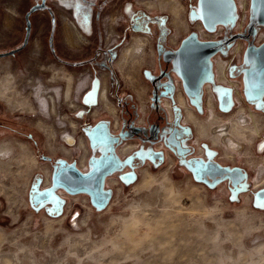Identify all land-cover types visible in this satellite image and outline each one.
<instances>
[{"label":"rangeland","instance_id":"obj_1","mask_svg":"<svg viewBox=\"0 0 264 264\" xmlns=\"http://www.w3.org/2000/svg\"><path fill=\"white\" fill-rule=\"evenodd\" d=\"M178 1L181 5L179 19L184 24L180 28V39L187 40L190 35L198 38L195 26L201 34V28L205 29L199 18H193L199 15V0ZM39 2L0 0V52L21 44L25 34L24 15ZM235 2V20L227 24L219 23L209 31L210 42L227 41L229 44L210 57L211 74L208 72L209 79L204 86L211 85L216 99L219 87H227L217 82L216 70L221 64L229 80L234 82L236 88L239 86L242 104L235 107L233 104L229 111L218 109L219 113L215 108L212 113L207 110L205 115L202 108L204 89L197 99H189L201 101L198 112L203 115V122L209 123L208 135L200 141L209 142V136H212L210 130L216 125L217 117L227 116L224 121H228L239 106L243 105L246 109L244 115L248 116L250 110L264 119V95L249 99L243 85L244 73L253 64L245 61L247 51H253L264 42V26L257 24L255 34L250 38L229 40L236 34H248L252 13L251 0H247L246 11L238 7L237 0ZM48 3L55 17V54L51 55L48 46L50 13L46 9H39L30 16L31 33L27 46L14 55L0 56V84L8 76L11 81L6 91L0 93V264H264V203L255 200V193L264 188V171L261 175L258 172L260 167L264 169V148H259V144L264 142V124L261 135H253L252 143L247 142L245 153L235 154L231 160L219 159L217 152L213 155L215 161L241 166L246 170L245 188L237 194L228 180L208 186L193 179L175 153L163 149L158 143H143L133 136L117 144L115 154L126 143L133 145V149H126L130 151L129 154L120 156V167L109 174V180L105 182L109 197L103 207L93 205L86 192L70 193L58 186L49 192L52 198L59 197L56 201H36L34 196L39 191L53 187V166L58 160L70 164L77 162L78 166L81 165L80 161L86 162L88 168L94 158H101L105 153L106 148L101 140L117 132L112 127L114 119L101 108L99 101H89L88 96L100 86V73L101 79L107 81L105 89L116 108L120 129L131 119L134 126L147 124L153 97L150 81L160 70L157 49L167 29H171L169 37L175 33L168 26L172 15L165 14L161 9H169L168 3L162 0H48ZM8 4L15 7V12L10 26L5 27ZM118 12L120 19L115 27L118 25V33L123 41L116 53L111 51L106 55L110 58L103 63L98 71V79L93 80L91 87L88 70L80 71V66L84 64H74L84 59L96 60L102 50L100 29L103 33L104 20ZM67 16L88 37V44L74 47L65 43L62 20ZM159 26L161 29H158ZM115 33L116 38V30ZM135 37L146 39V42L132 46ZM169 37L167 42L172 46ZM36 40L40 48L35 46ZM128 47L135 58L129 59L120 69L123 52ZM32 59L37 62L35 76L45 80V83L47 80L48 85L50 71L55 70L61 91L65 88L66 79L73 83L81 75L80 80L75 81L77 84L73 85L78 90L70 94V99L65 101L59 95L56 100L58 116L67 123L63 127L55 126L54 129V120L49 118L48 110H41L34 101L32 109L19 106V99L25 97L22 82L29 74L28 67L34 66ZM38 65L41 67L39 70L36 68ZM174 74L173 82L177 89L181 88L180 78ZM165 80L162 79L163 82ZM228 88L232 90L236 102L235 89ZM177 89L170 98L167 95L159 96V103L169 119L164 107L166 100L172 102L175 112L179 115L181 112L174 102ZM70 101L73 102L71 105ZM123 101L127 102L125 109ZM142 108L145 109L144 113L141 112ZM158 114L153 115L156 117ZM183 120L182 115L180 126L190 131L189 139L193 145L195 133ZM100 121L109 124L112 135L108 127L102 124L105 129L97 127V139L93 142L91 138L94 133L91 135L90 132ZM71 123L73 126L68 125ZM40 125L52 126L53 136L50 137ZM161 125V134L164 135L170 124L163 122ZM73 129H76V139H83L87 149L81 150L78 145L69 147L62 141V135L66 132L69 134ZM201 144L203 152L200 157L205 159L209 156L205 153V150L209 152V147L207 143ZM194 145L195 150L190 155L198 157V147ZM152 146L164 151L162 163L149 160L135 167L129 163L134 153L148 155L153 152ZM136 149L138 153H133ZM167 154L170 156L168 160ZM163 180L169 183L176 195V202L173 201L175 197L164 188Z\"/></svg>","mask_w":264,"mask_h":264},{"label":"flooded vegetation","instance_id":"obj_2","mask_svg":"<svg viewBox=\"0 0 264 264\" xmlns=\"http://www.w3.org/2000/svg\"><path fill=\"white\" fill-rule=\"evenodd\" d=\"M39 9H46L50 13L51 18H50V28L48 31V34H49L48 35V46H49V50H50L51 55L53 56L55 54L54 49H53V26L55 23V17H53V9H52L51 5H49L48 0H40L39 3H35L34 5L31 6V8L28 11H26V13L24 15V19H25V32L24 33L25 34H24V37L21 41V44L14 49L21 48L23 46V44H25V45H24V47H22L21 49L16 51L14 54L23 50L27 46V44L29 42L30 33H31L30 32V16L34 11L39 10ZM161 9L165 14L169 15V13H170L169 9H165V8H161ZM113 16H115V17L117 16V18H116V21L112 25H110L111 34H110L109 39L106 37L105 22L108 21L110 18L105 19L104 23H103V33H104L105 42H104L102 30L100 29V36H101L100 37V40H101L100 44H101L102 50L100 52V55H98V57H96V60H94L97 64L94 65V61H90V60H86V59L81 60V61H77L74 64V66H77V65L80 66V65L84 64V65L80 66V71H82V70L87 71L88 70L87 72L89 74L91 87H92L93 80L95 78L98 79V77H97L98 71L102 69L103 63H106L110 58V57L108 58L106 55L108 53H111V51L116 53L115 50L117 49L118 45L123 41L122 37L118 33V28H117L118 25L115 27V25L118 23V21L120 19V13L118 12L117 14L112 15L111 17H113ZM66 18L70 22V24L73 27V29L75 30L76 34L82 39L80 46L82 47V46L88 44V37L85 34H83V32L80 30V27L78 26V24L75 21H73L71 18H69L68 16ZM193 18L195 19V16H193ZM168 26L171 27L172 29H174L175 33L169 37V35L171 33V29L170 28L167 29L166 34L164 35V37H162V39L160 41L161 42L159 44L160 47L157 49L158 56H159L158 59H159L160 70L156 74V77L152 78L150 81V83L152 85L153 97H152V107H151V109L147 115V124L146 125L140 126L137 124L134 126L131 123L132 122V119H131L129 122L124 123V127H122L120 129L119 120H118V117L116 115V108L113 105V102L110 101L109 94L106 92V90H105V99H104L105 102L104 103H103V99L101 98V87H102L101 86L102 85L101 75L102 74L100 73V76H99V78L101 80L100 86H99L98 90L95 88V90L91 92V95L88 96L89 101L90 102H94L95 100L99 101L101 108L104 109L107 113H109L112 116V118L114 119L112 127H113L114 132H116V130H117V132L112 135V133L110 132L109 124H107L103 121H100L95 128L94 127L92 128L90 133H91V135L94 133V135L92 136L94 138V141L97 139L96 138L97 136L95 135V131L97 130V127H99L100 129H103V130L105 129L104 127H102V124H104L105 126L108 127L109 132L111 133L110 135H112V137L106 136V137H104V140H101V143L103 145H105L104 147L106 148L105 153L101 156V158L100 157L94 158L92 160V164L90 163L88 168H87L86 162L83 163L82 161H80L81 165H79V166L77 165V162L72 163L80 172H82V173L90 172L94 168V165L97 163L99 164V162H100V164L103 163V161L106 164H109V162L114 163L116 156L118 158V164H119L118 168H119L121 165L120 156L121 157L127 156V154H129V152L133 149V145L126 143V146L123 147L122 150L118 151L117 154H115L117 144L119 142L123 141L124 139H128V138L135 136L136 138H138L139 141H141L143 143H146V142L158 143V146H160V147L163 146V149L167 148L170 152L172 151L173 153H175L177 158H179L180 164H182V166H184L187 169V171L189 173H191L193 179H194V172H195L196 174H198L199 178L204 180L201 182H203L209 186V181H211L209 179V156H207L205 159L201 158L202 157L201 155L203 152V149L201 148L202 147L201 142L208 144V147H209L208 155H210V154L214 155V153L217 152L216 155L219 154V159H221V156H222V149L211 146L210 142H208L206 140L200 141L201 139L199 138V136L197 134V129H196L194 121H197V122L202 121L203 122V120H202L203 115L201 116L200 115L201 112H198L199 108H200L201 101L200 100L196 101V102H193L194 100L189 101V99H193V98L197 99L200 96V94L203 92V89H204L205 99H204V102L202 104V108L204 110L205 115L207 113V110L209 111L208 100H209V92H212L211 87H210L211 85L206 84V86H204L205 82L208 79L207 77L203 80L204 75L208 74V72H209V64L206 63V61H205L206 58L201 60L200 64L204 65V67L200 72L199 78L196 79L195 78L196 76L194 77L195 73L193 72V71L196 72V67L194 66L195 63L193 61L187 62V61H184V60L182 61L179 59V55L181 53L183 46H185V44H187V42H189V41H195V39L188 40V41L186 39L181 40L179 37L180 33H178V30L175 29V27L172 23V16H171L170 21H168ZM5 27H9V26H5ZM202 28H201V30L203 33L209 34V31L205 30L204 28H203L204 29L203 30ZM158 29H161V26H159ZM115 30L117 32L116 38L114 35V34H116ZM194 31H196V33L198 35V38L195 37L196 41L201 42V43H209V36L205 37L202 35L203 33L202 34L199 33L198 27L195 26ZM177 36L179 38H176ZM63 37H64V35H63ZM168 37L170 39V43L172 44V46L168 45V42H167ZM137 39H141V38H137ZM142 40H144V42H146V39H142ZM65 43L67 45H70L67 42H65ZM104 43H105V45H104ZM113 43H114V45H112ZM34 44H35V46H38L40 48V43L37 40L35 41ZM228 44H229V42H227V44L224 45V48L227 47ZM110 45H112V46L110 47ZM70 46H72V45H70ZM80 46H78V47H80ZM105 46H109V47L107 48ZM173 46H175V47H173ZM109 48H111V49H109ZM14 49H11V50H14ZM36 50H38V49H35L34 51H36ZM208 58L209 57H207V59ZM214 61H215V58H213V60H212L213 66H214ZM32 62H34V60H32ZM38 63H39V61H38ZM35 65H37V62H34L33 67H30V68L28 67L29 74H30V72H31V74L34 73L33 69H35ZM39 66L40 65L36 66V68ZM111 66H112V62H111ZM178 66H180V68L182 67L183 69H186V70L188 69L187 71L190 73V77H189L190 82L189 83H187V80L185 77L186 75L184 76L185 73L183 72V69L181 68V72H179ZM174 73L180 78L181 88L177 89L176 85L173 82V80H174L173 74ZM217 74L218 73L216 70V76H217ZM50 75H53V70L50 71ZM79 78H81V75H80V77L75 79L73 81V83H72V80L68 79L69 83H70V89H69L70 94H73L74 90H78L77 87L75 89L74 86L77 84L76 82L78 80H80ZM164 78L166 80L163 82L162 79H164ZM39 80H41L42 82L45 81V80L43 81L41 78ZM48 80H49L48 81L49 84H51L50 86L54 85L55 87H59L58 80L55 81L54 84H53L52 80H51V82H50V79H48ZM44 84L47 85V80H46V83L44 82ZM219 84H222V83H219ZM222 85H224V84H222ZM225 86H227V85H225ZM226 88H228V86ZM176 89H177V92H176L175 97H174V102L177 105V107L180 108L181 112H180V115L177 112H175L174 111L175 109H173V106H172L173 105L172 102L166 100L164 107L166 108V110H167V112L171 118V119H169L167 113L165 111L163 112L164 109H163V107H161V104L159 103V101H160L159 96L160 95H167V97L170 98L173 96ZM59 92L61 93L60 87H59ZM231 93H232V101H233V104L235 107V105H237V104H236V102H234L233 92H231ZM85 94H87V93H85ZM240 94H241V92H240ZM84 96H86V95H84ZM84 96L82 97V99L84 98ZM213 96H214V94H213ZM187 97H189V98H187ZM29 99L31 100V98H29ZM69 99H70V95H69ZM78 99L79 98H77V100ZM115 99H116V97H115ZM185 99H186V101H185ZM214 100H215V110L217 111L218 109H220L219 101L217 102L218 96H217V99L214 96ZM30 103L32 106L33 101L31 100ZM126 103H127L126 101H123L124 109L126 108ZM121 104H122V102H121ZM110 106L113 108V111H111L109 109ZM95 110H96V108H95ZM141 110H142L141 111L142 113L145 112V109L142 108ZM220 110H222V109H220ZM157 112L159 114L156 115V117H154L153 114H156ZM173 112H174V114H173ZM164 113H166V116ZM181 113H182L183 119H184L183 123L190 125L192 130L195 133V142H194L195 145L194 144L193 145L198 147V151H199L198 157L190 155L192 153V151L195 150V148L191 144L192 140L189 139L190 138V135H189L190 131L186 130L185 127H183V126H180V125H182L181 124V117H182ZM42 114L44 115V113H42ZM224 114H226V113H224ZM163 122H167L170 124L167 133H165L164 135L161 134L163 132V125H161V123H163ZM68 125L73 126L72 124H68ZM173 125H176V126H173ZM55 126H57L56 121H54V124H53L54 129H55ZM118 127H119V129H118ZM103 130H101V132ZM63 132H66V131L63 130ZM75 132H76V129H73L69 134H68V132H66L67 133L66 135H69V136L73 137L74 140H77L75 137ZM71 142H72V140L67 141V143L70 145H71ZM76 145H78V147L81 150L87 149V145L85 144V141L81 138H79V140H77V143L74 144L73 147H75ZM62 146L66 149L71 147V146L68 147L65 145H62ZM129 147H130V151H127L126 149ZM152 149H153V152H150L148 155L142 154V153L135 155L134 152L138 151V149H136L135 151H133L134 154L132 156L129 155L132 157V159L128 160L129 163L134 164V167H135V165L140 166L141 164H145L149 160L151 162H158V163L161 162L162 163L163 159H164V151L160 150V149H156L154 146H152ZM241 151H239V152H241ZM205 153H207V150H205ZM166 156H167V160L170 159V156H168V154ZM62 161L64 163H62ZM210 161H212L214 163L217 162L222 167L242 168L241 166H237V165H232V166L231 165H224L220 161H215L213 159V157L210 159ZM69 164L70 163L66 162L65 160H58L55 163V165L53 166V173L54 172L58 173L59 170L67 167V165H69ZM79 167L82 169H86V168L87 169L85 171H82ZM108 176H109L108 174L105 175V177L103 179V189H105V182L107 180H109ZM124 177L127 180V177L126 176H124ZM205 180L207 182H205ZM108 185L110 186L109 183H108ZM103 196L105 197V195H103ZM34 197H35L36 201H39L41 199L46 198L47 195L43 196V197H38V196H34ZM88 197L90 198L89 195H88Z\"/></svg>","mask_w":264,"mask_h":264},{"label":"bare ground","instance_id":"obj_3","mask_svg":"<svg viewBox=\"0 0 264 264\" xmlns=\"http://www.w3.org/2000/svg\"><path fill=\"white\" fill-rule=\"evenodd\" d=\"M162 2L168 3L167 5H168L169 11H170V13L172 15V23H173L175 29L178 30V33H181L180 32V28L183 27L184 24H182V21L179 19V12H180L179 7H181L179 1L178 0H162ZM234 2H235V0H234ZM237 2H238V7L242 11H246V9H247V6H246L247 0H237ZM235 5H236V2H235ZM147 7H149V6H147ZM149 8H151V7H149ZM236 10H237V6H236ZM5 12L6 13H5L4 26H10L11 21L14 18L15 7H13L12 4H8ZM116 18H117V16L116 17L113 16L108 21L105 22L106 37L108 39L110 38V34H111L110 25H112L116 21ZM196 18L200 19V14L198 16L195 15V19ZM62 24H63L62 27H63V35H64L65 42H67L68 44H70V45H72L74 47L80 46V44L82 42V39L76 34L75 30L73 29V27L71 26L70 22L67 20L66 17L62 20ZM206 30H208V29H206ZM202 35L205 36V37L209 36L206 33H203ZM195 37H196L195 35H191V36H189L187 38V41L188 40H192V39L196 40ZM132 41H133L132 42V46L135 45V47L139 46V44H142L144 42V40L137 39V38H134ZM216 43L220 44L221 42H216ZM222 47H224V45L221 46L220 48H222ZM21 48H18V50L21 49ZM14 50H17V49H14ZM9 51H11V50H9ZM237 51H238V49H237ZM250 51H251V49H249L247 51V54H249ZM5 52H8V51H4V52H0V53H5ZM15 52L10 53L9 55L14 54ZM130 52H131L130 47H128L123 52L124 53L123 54V60L119 63V68L120 69L123 68V66L126 64V62H128L129 59L132 60V59L135 58L134 56L132 57ZM4 56H7V55H4ZM209 59L210 58L205 60L207 64H211V61ZM246 59L247 58L245 57V60ZM32 60H34V59H32ZM34 62H36V61L34 60ZM218 67L219 68L217 69V73H218L217 74V81L219 83H222L224 85H227L228 87H232L233 89H235L236 104H239V103L242 104L243 98H242V96L240 94V91H239V88H238L239 86L236 88L234 86L235 85L234 82H232V80H229V78L226 75V69L224 68L223 65L218 64ZM39 68L41 69L40 66L37 67L38 70H39ZM178 69H179V72H181L180 66H178ZM33 70L35 71L36 69H33ZM187 70L183 69V72L188 77H190V73ZM40 74H44V73H40ZM185 74H184V76H185ZM209 74H211V73L209 72ZM38 77H39V75H38ZM57 77H58L57 73L55 72V70H53V75H50V82H51V80L53 81V83L55 81H57ZM206 77L209 79V75L205 74L203 80ZM6 78L3 79L1 84H0V93L1 92H5L7 86L11 84L10 77L8 76ZM38 79H40V78H37L34 73L31 74V72H30V74L26 77L25 81L22 82V87L25 88V89L23 88V90L25 91V97H22V98L19 99V101H18L19 104H20L19 106L21 107V105H22V107L25 106V107H29L30 109H32V106H31V103H30V101L32 100V101H34L37 104V106L41 110H45V111L48 110L49 118L51 120L53 119L54 121H56L57 122V126H60V127H63L62 125L65 126L66 125V121L62 120L58 116L59 114H58V112L56 110V106L55 105H56V100H57L59 95L62 96L65 101L69 100V95H70V90H69L70 89V83H69V80L66 79L65 88L62 89V91H61L62 95H61V93L59 92V87H55L54 85L50 86L51 84H49V85L47 84L46 85V84H44V82H42L41 80H38ZM23 80H24V78H23ZM106 84H107V81L102 78L101 98L103 99V103L105 102L104 99H105V90H106L105 89V85ZM22 87H20V88H22ZM224 88H226V87H224ZM228 89H230V88H228ZM230 91H231V89H230ZM247 93H248V96H249V92H247ZM255 95H256V93L252 94V96H255ZM29 96L31 97V100L29 99L30 98ZM72 103L73 102H71V101L69 102L70 105ZM232 104H233V101H232ZM208 105H209V112L212 113V110L215 108V100H214V96H213L212 92H209ZM109 109L111 111H113V108L111 106L109 107ZM245 111H246V109L243 107V105L239 106L237 111H235L233 116H231L230 119H228V121H224V118L227 117V116H221V117H217L218 119H217V121H215L216 123L213 122V124L215 123L216 125H214L212 127V129L210 130V133L212 134V136H209L208 140H210L209 142H210L211 146L222 149V156L221 157L226 159V160L233 159V156L235 154L239 155L241 153H245V151H246L245 147L247 145V142H251L253 135H255L257 137H259L261 135V131L260 130H261L263 124H264V119H260L259 116L261 117V115L258 116L256 114L257 112L254 113L253 111H250V110L248 112L249 113L248 116H246V115H244V113H246ZM194 122H195V126H196V129H197V134H198L199 138L200 139H202V138L204 139V137L208 135L209 123H204L202 121L201 122L194 121ZM71 124H73V123H71ZM40 126H41V128L44 131L47 132V134H49L50 137L53 136L52 126H48V127L45 126V125H40ZM68 140H72L71 145L67 143ZM62 141H64V143L69 145V146H73L75 144V140L73 139V137H71L69 135H66V134L62 135ZM92 141L94 142V138L93 137H92ZM259 148L261 150L264 148V142L263 141L260 143ZM239 151H241V152H239ZM207 153H209V152H207ZM112 163L113 162H111V163L109 162V164H112ZM102 164H104L106 166L109 165V164H105L104 161H103ZM216 164H218V163L216 162ZM218 165L221 166L220 164H218ZM118 166H119L118 158L116 156V162L114 161L112 170L115 171L118 168ZM230 169H232V168H230ZM240 169L242 171H244V172L246 171V170H244L242 168H240ZM113 171L109 172L108 175L110 173H112ZM263 171H264L263 167H260L259 171H258L259 175H261L263 173ZM196 175L198 176V174H196ZM162 182H163V186L167 190V192H169V194L172 195V197H175V198H173V201H175L176 200V195L174 194V192H172L169 183L165 182L164 180ZM56 185L57 184H55V187H57ZM58 187H61V188L65 189L64 186H62V185H59ZM78 192H86V193L89 194L88 190H86V189H82V190L79 189V190H77L75 192L73 191V192H70V193H78ZM48 195H50V193H48Z\"/></svg>","mask_w":264,"mask_h":264},{"label":"water","instance_id":"obj_4","mask_svg":"<svg viewBox=\"0 0 264 264\" xmlns=\"http://www.w3.org/2000/svg\"><path fill=\"white\" fill-rule=\"evenodd\" d=\"M252 13L249 17L250 24L247 35L236 34L232 36L229 40H234L237 37L250 38L255 34V27L257 24H262L264 26V0H251ZM199 14L200 19L209 31L214 30L215 26L219 23L227 24L235 20L236 5L234 0H199ZM227 44V41L217 44L216 42L201 43L198 41H189L185 46H183L181 53L179 55L180 60L187 62L193 61L195 63L196 72L193 71L194 77L199 78L200 72L204 65L200 62L204 58L211 57L217 52V50ZM23 44L22 47H24ZM18 50V49H17ZM17 50H11L5 53H0V56L9 55ZM247 63H253L249 67L243 77L244 93L249 99H258L262 92H264V42L261 43L256 49L251 50L245 60ZM192 62V63H193ZM182 68V67H181ZM210 72V64H209ZM186 75V74H185ZM187 83L190 82L189 77L186 75ZM249 92V96L248 93ZM256 93L255 96H252ZM218 101L220 109L227 111L232 107V93L230 89L219 87L218 90ZM92 139V138H91ZM260 145V144H259ZM213 155H209V185L215 186L218 182L223 180H228L232 185L234 193H238L245 187V180L247 178V173L242 171L240 168H228L221 167L218 164L210 161ZM116 162V158H115ZM62 163H64L62 161ZM106 164V163H105ZM114 164V163H113ZM113 164L108 166L104 164H95L94 168L88 173L80 172L74 164H69L67 167L54 172L52 176L53 187L50 189H45L39 191L35 196L43 197L45 199L57 200L59 197L52 198L48 195L50 191H53L55 184L56 186L62 185L69 192H75L79 189H86L89 192L91 202L95 206L103 207L109 197V190L103 189V179L105 175L112 171ZM97 165V166H96ZM112 165V166H111ZM190 167V166H189ZM134 178H132L133 180ZM194 179L197 181H204L199 178L194 172ZM205 182H207L205 180ZM105 195V197L103 196ZM255 200L263 204L264 203V188L258 190L255 193Z\"/></svg>","mask_w":264,"mask_h":264},{"label":"snow or ice","instance_id":"obj_5","mask_svg":"<svg viewBox=\"0 0 264 264\" xmlns=\"http://www.w3.org/2000/svg\"><path fill=\"white\" fill-rule=\"evenodd\" d=\"M77 2H79V0H77ZM261 94L264 95V92H262Z\"/></svg>","mask_w":264,"mask_h":264}]
</instances>
